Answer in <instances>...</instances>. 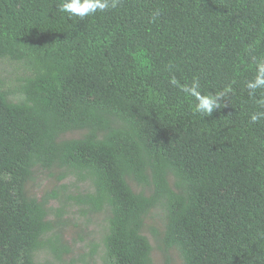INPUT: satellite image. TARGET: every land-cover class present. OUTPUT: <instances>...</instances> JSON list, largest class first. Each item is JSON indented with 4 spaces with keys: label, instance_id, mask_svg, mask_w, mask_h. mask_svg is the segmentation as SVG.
I'll list each match as a JSON object with an SVG mask.
<instances>
[{
    "label": "trees",
    "instance_id": "1",
    "mask_svg": "<svg viewBox=\"0 0 264 264\" xmlns=\"http://www.w3.org/2000/svg\"><path fill=\"white\" fill-rule=\"evenodd\" d=\"M60 2L0 0V60L22 72L0 71V264L62 261L71 199L86 225L103 215L101 264H156L155 210L153 237L181 264H264V118L250 122L264 89L246 87L264 0H119L83 20ZM173 75L232 90L204 117ZM42 172L89 189L32 195Z\"/></svg>",
    "mask_w": 264,
    "mask_h": 264
},
{
    "label": "rangeland",
    "instance_id": "2",
    "mask_svg": "<svg viewBox=\"0 0 264 264\" xmlns=\"http://www.w3.org/2000/svg\"><path fill=\"white\" fill-rule=\"evenodd\" d=\"M18 67L17 64L6 59L0 60V71L7 82H13L15 77L22 75L21 70H17ZM61 185H65L67 188ZM54 186L58 188L65 187L68 193H77L78 190L87 191L89 189L87 183H77L73 176L64 180H57L56 177H51L48 172L39 173L35 180L28 184V189L32 195L41 197L46 195L49 190H52ZM50 205L56 208L59 203L52 200ZM65 209L64 217L67 219L68 224L62 226L61 233L64 243L68 248H71V251L65 254L63 260L60 261L53 252L41 250L37 256L38 264H45L47 261L52 264H101L99 253L95 256L91 254V243L101 241L103 215H96V218H93V221L86 225L84 218L80 214L79 207L73 199L68 200ZM91 216L94 217L93 215ZM50 217L53 220L55 219L54 214ZM153 229L163 230V214L160 210L152 212L146 225V233L154 244V260L156 264H167L168 261L170 264H181V259L175 250L169 251L167 253L168 256L166 251L160 249L159 243L153 237Z\"/></svg>",
    "mask_w": 264,
    "mask_h": 264
},
{
    "label": "clouds",
    "instance_id": "3",
    "mask_svg": "<svg viewBox=\"0 0 264 264\" xmlns=\"http://www.w3.org/2000/svg\"><path fill=\"white\" fill-rule=\"evenodd\" d=\"M119 0H61L58 5L60 12L68 13L69 16H76L83 20L85 17L95 15L97 12H105L115 9ZM255 75L246 82L249 95L255 97L257 89H264V57L254 58ZM169 84L178 87L184 94L195 98L194 113L209 117L214 110L221 108L220 101L225 99L231 92V86L215 94H204L200 91L199 79L195 78L191 84H180L173 75L169 79ZM256 103L264 107V97L256 100ZM225 106V105H224ZM264 118V112H254L250 114V122L255 124Z\"/></svg>",
    "mask_w": 264,
    "mask_h": 264
}]
</instances>
